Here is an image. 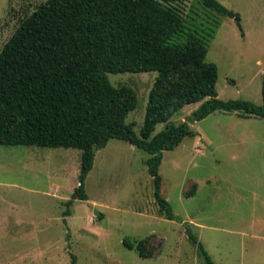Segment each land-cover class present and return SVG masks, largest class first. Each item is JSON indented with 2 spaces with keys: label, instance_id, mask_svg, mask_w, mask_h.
Here are the masks:
<instances>
[{
  "label": "rangeland",
  "instance_id": "374dc122",
  "mask_svg": "<svg viewBox=\"0 0 264 264\" xmlns=\"http://www.w3.org/2000/svg\"><path fill=\"white\" fill-rule=\"evenodd\" d=\"M44 1L0 0V51ZM216 1L238 14L241 30L200 0H186L175 42L188 34L204 38L206 62L217 67L218 99L260 105L264 0ZM156 76L107 75L113 87L127 86L136 94V108L125 120L136 135ZM198 106H186L154 134L180 124ZM190 129L194 136L163 152L160 195L215 264H264L262 121L215 112ZM80 155L77 149L0 146V264H71L70 254L76 264H206L182 224L169 223L154 202L149 156L122 141L112 139L96 152L85 179L88 200H74L63 217L77 187Z\"/></svg>",
  "mask_w": 264,
  "mask_h": 264
},
{
  "label": "trees",
  "instance_id": "16d2710c",
  "mask_svg": "<svg viewBox=\"0 0 264 264\" xmlns=\"http://www.w3.org/2000/svg\"><path fill=\"white\" fill-rule=\"evenodd\" d=\"M185 1L46 0L39 4L0 51V146L81 152L78 184L63 217L69 215L74 200H87L85 179L95 153L110 140L144 151L156 205L166 220L182 224L205 263L214 264L188 225L161 197L159 166L172 143L194 136L191 124L215 112L259 118L264 133V74L260 105L218 99L217 67L206 62L205 39L188 34L184 41L175 42L184 27ZM200 2L217 15L234 19L241 30L238 14L216 0ZM148 72L157 76L136 135L133 124L125 122L136 108V94L127 86L113 87L107 75ZM192 104L199 106L184 121L154 134L158 124ZM140 245L136 251L141 255ZM70 259L76 264L74 255Z\"/></svg>",
  "mask_w": 264,
  "mask_h": 264
},
{
  "label": "crops",
  "instance_id": "0c3cea01",
  "mask_svg": "<svg viewBox=\"0 0 264 264\" xmlns=\"http://www.w3.org/2000/svg\"><path fill=\"white\" fill-rule=\"evenodd\" d=\"M259 75L263 76V71H261V72L259 73ZM239 116H240V115H239ZM240 117H241V116H240ZM242 118H244V119H250V118H256V117H242ZM242 138H243V137H242ZM105 147H106V146H105ZM95 154H96V153H95ZM94 158H95V157H94ZM162 159H163V157H162ZM161 162H162V161H161ZM93 164H94V162H93ZM79 166H80V165H79ZM78 174H79V172H78ZM77 184H78V183H77ZM73 191H74V190H73ZM161 193H162V191H161ZM195 193H196V192H195ZM86 195H87V200H88V198H89V197H88V194L86 193ZM194 195H195V194H194ZM194 195H193V196H194ZM161 197H163L162 194H161ZM87 200H86V201H87ZM154 202H155V201H154ZM91 203H92L93 205L96 204L95 202H91ZM99 214H100V213L98 212V215H97V216H99ZM69 215H70V214H69ZM99 217H100V216H99ZM100 218H101V217H100ZM144 219H146V218L144 217ZM181 221H182V220H181ZM168 222H169V223H173L172 221H169V220H168ZM182 222H183V221H182ZM184 223H185V222H184ZM155 226H156V225H155ZM151 231H153V230H151ZM151 231H149V232H151ZM214 264H215V263H214Z\"/></svg>",
  "mask_w": 264,
  "mask_h": 264
},
{
  "label": "water",
  "instance_id": "95a60500",
  "mask_svg": "<svg viewBox=\"0 0 264 264\" xmlns=\"http://www.w3.org/2000/svg\"><path fill=\"white\" fill-rule=\"evenodd\" d=\"M98 212L96 210H94V216H97Z\"/></svg>",
  "mask_w": 264,
  "mask_h": 264
}]
</instances>
